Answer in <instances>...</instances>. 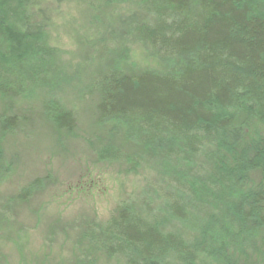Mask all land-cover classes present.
<instances>
[{
  "label": "trees",
  "instance_id": "16d2710c",
  "mask_svg": "<svg viewBox=\"0 0 264 264\" xmlns=\"http://www.w3.org/2000/svg\"><path fill=\"white\" fill-rule=\"evenodd\" d=\"M65 1L0 0V94L21 97L37 86L53 95L64 88L59 51L46 29L52 6ZM104 1L118 8L106 31L112 41L101 37L100 50L110 53L116 43L123 53L143 44L166 68L98 74L89 86L98 95L99 121L123 124L139 154L155 150L165 159V188L154 194L170 221L194 237L165 231L121 202L88 233L90 245L124 264H238L249 249L264 252V0ZM59 98L46 103V119L72 130L74 118ZM11 121L0 117L1 129L8 131ZM137 153L109 140L95 151L99 161L133 170L141 165ZM31 194L27 185L15 200Z\"/></svg>",
  "mask_w": 264,
  "mask_h": 264
},
{
  "label": "rangeland",
  "instance_id": "374dc122",
  "mask_svg": "<svg viewBox=\"0 0 264 264\" xmlns=\"http://www.w3.org/2000/svg\"><path fill=\"white\" fill-rule=\"evenodd\" d=\"M52 7L46 35L59 51L64 88L53 95L39 93L37 86L21 97L0 94V117L12 120L8 131L0 124V156L7 167L0 176V264H124L95 251L88 240V233L108 221L121 202L163 230L192 240L194 234L170 221L163 200L154 194L165 188L168 163L155 150L139 154L133 139L124 136L123 124L100 122L98 95L89 86L112 67L136 75L163 71L166 65L139 43L123 53L116 43L110 53L100 50L112 41L106 31L118 7L104 0H96L93 8L70 0ZM57 94L74 118L72 130L57 129L46 119V103ZM108 140L125 153L138 152L140 167L99 161L95 151ZM27 185L30 198L16 201ZM249 250V258L238 264H264L262 250Z\"/></svg>",
  "mask_w": 264,
  "mask_h": 264
}]
</instances>
